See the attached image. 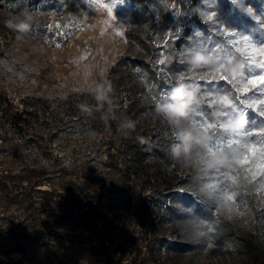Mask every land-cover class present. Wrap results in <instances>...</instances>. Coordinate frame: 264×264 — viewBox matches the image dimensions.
<instances>
[{
  "label": "rangeland",
  "instance_id": "rangeland-1",
  "mask_svg": "<svg viewBox=\"0 0 264 264\" xmlns=\"http://www.w3.org/2000/svg\"><path fill=\"white\" fill-rule=\"evenodd\" d=\"M25 14L29 31L8 26ZM193 45L219 63L190 67ZM262 49L264 0H0V105L26 120L15 129L0 111V264H264ZM160 80L200 88L184 127L207 144L160 169L147 153L121 179L110 154L129 121L147 145L175 137L155 112ZM233 116L248 126L228 133ZM225 147L239 149L232 168L209 170ZM173 193L204 200L208 217Z\"/></svg>",
  "mask_w": 264,
  "mask_h": 264
},
{
  "label": "clouds",
  "instance_id": "clouds-1",
  "mask_svg": "<svg viewBox=\"0 0 264 264\" xmlns=\"http://www.w3.org/2000/svg\"><path fill=\"white\" fill-rule=\"evenodd\" d=\"M31 19L30 16L25 14L7 21V24L18 32L25 33L31 27ZM183 55L185 62L192 68L215 66L219 63L218 57L211 51H207L198 45L188 47ZM91 91L95 99L98 102H102L108 98L110 88L106 89L102 84H97ZM199 93V87L181 83L173 88L169 94L155 102L156 114L176 129L175 137L179 142L171 145V155L174 159L182 161L185 164L191 159L194 145L206 146L207 144V137L205 135L194 134L192 130L184 127V123L190 121L195 112L194 106L200 103ZM214 115L220 117L223 113L217 111ZM247 123L246 117L233 116L226 119L222 126L228 133H236L237 130L246 128ZM127 127H132L131 121L128 122ZM238 156V148H232L230 153L210 151L206 167L209 170H214L218 167L232 168L233 162L237 160Z\"/></svg>",
  "mask_w": 264,
  "mask_h": 264
},
{
  "label": "trees",
  "instance_id": "trees-1",
  "mask_svg": "<svg viewBox=\"0 0 264 264\" xmlns=\"http://www.w3.org/2000/svg\"><path fill=\"white\" fill-rule=\"evenodd\" d=\"M200 1H207V0H195V2ZM195 25H202V20L197 16L194 19ZM192 30L186 32V38L183 40V42L180 43V47L183 43L187 42V38L190 36ZM159 90L164 92H167L168 94L171 92L173 88L178 86V84H170L169 82L165 80H160L158 82ZM0 111L4 112V117L6 119V122H8L13 128L15 129H22L23 123L26 122L24 118V112L15 111L13 113H10L9 110H4V108L0 105ZM90 123H96V121L93 118L89 119ZM114 125V124H113ZM160 137V141L155 142V139L157 137H152L151 142L153 144L147 145L143 138L139 135H135L132 139V127L126 128L125 134L121 137V147L117 150L115 154H110L111 158H115V162H111L109 164L111 167H115L117 170H122V167L125 168L123 171V176L121 179L125 180H131L132 178V164H140L146 160L145 156L146 154L154 163V167L156 169H160L161 166H169L172 164L173 156L170 152L171 145L178 143L176 137L173 136L171 133L167 137ZM134 142V143H133ZM169 145V146H168ZM149 151V152H147ZM122 165V167H120ZM44 169H41L38 173L41 174L40 177L44 176ZM5 179L11 178L12 176L6 175ZM16 177V176H15ZM186 180L185 178L183 179ZM40 180H37L36 183H38ZM99 181V178L97 176H90L86 179V184L90 188L94 187ZM35 186V185H34ZM173 196H178L176 199L173 200V203L177 201H182V203L190 204L191 210L189 211L188 216L189 217H195L198 220H203L204 218L208 217V210L209 205L204 202V200H201L197 197H190L188 195H181L180 193H173ZM170 214L175 213L174 210H169Z\"/></svg>",
  "mask_w": 264,
  "mask_h": 264
},
{
  "label": "snow or ice",
  "instance_id": "snow-or-ice-1",
  "mask_svg": "<svg viewBox=\"0 0 264 264\" xmlns=\"http://www.w3.org/2000/svg\"><path fill=\"white\" fill-rule=\"evenodd\" d=\"M262 51H264V49H262ZM161 62H163V61H161ZM260 79H261V80H264V77H261ZM249 83H250V84H255V83H256V80H255V79L250 80ZM213 102H214V101H213ZM199 111H200V112H203L206 116H210V114H211V113L207 112L206 109H203V108H199ZM225 113L228 114V115H237V113L233 112L231 108H226V109H225ZM245 117H246V116H245ZM247 121H248V120H247ZM248 123H249V122H248ZM248 123H247V126H248ZM247 126H246V127H247ZM253 135H255V133H253ZM223 150H224L226 153H230V151H231V149L228 148V147H225ZM235 161H236V160H235ZM238 162L241 163V164L244 163L243 160H240V161H238ZM229 169H231V168H229ZM219 171H222V168L215 170V172H219ZM220 189H221V191H223V189H224V185H220ZM226 198H227L228 200H233V199H234L233 196H231V195H227Z\"/></svg>",
  "mask_w": 264,
  "mask_h": 264
}]
</instances>
